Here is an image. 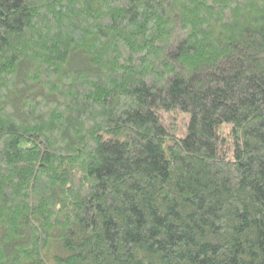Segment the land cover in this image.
<instances>
[{"label":"trees","instance_id":"16d2710c","mask_svg":"<svg viewBox=\"0 0 264 264\" xmlns=\"http://www.w3.org/2000/svg\"><path fill=\"white\" fill-rule=\"evenodd\" d=\"M0 264H264V0H0Z\"/></svg>","mask_w":264,"mask_h":264}]
</instances>
